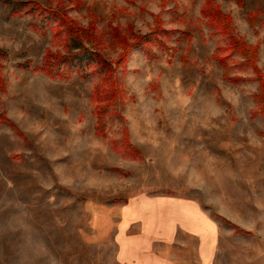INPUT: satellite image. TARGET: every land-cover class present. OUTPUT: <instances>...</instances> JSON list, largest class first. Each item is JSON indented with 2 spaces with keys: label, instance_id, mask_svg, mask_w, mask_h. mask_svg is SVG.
<instances>
[{
  "label": "rangeland",
  "instance_id": "374dc122",
  "mask_svg": "<svg viewBox=\"0 0 264 264\" xmlns=\"http://www.w3.org/2000/svg\"><path fill=\"white\" fill-rule=\"evenodd\" d=\"M69 25L112 75L41 70ZM158 29L169 51L125 59ZM263 83L264 0H0V264H118L123 208L153 197L197 201L225 264L264 263Z\"/></svg>",
  "mask_w": 264,
  "mask_h": 264
},
{
  "label": "crops",
  "instance_id": "0c3cea01",
  "mask_svg": "<svg viewBox=\"0 0 264 264\" xmlns=\"http://www.w3.org/2000/svg\"><path fill=\"white\" fill-rule=\"evenodd\" d=\"M118 226V264H225L220 226L195 200L129 201Z\"/></svg>",
  "mask_w": 264,
  "mask_h": 264
},
{
  "label": "trees",
  "instance_id": "16d2710c",
  "mask_svg": "<svg viewBox=\"0 0 264 264\" xmlns=\"http://www.w3.org/2000/svg\"><path fill=\"white\" fill-rule=\"evenodd\" d=\"M37 11V7L34 10H29L28 12ZM52 16H58L56 12L50 13ZM205 14L207 16H215L216 18H220L222 21L224 20L223 16L219 12L207 11L205 10ZM225 17V16H224ZM226 18V17H225ZM69 29L70 36V50L72 52L67 56H62L61 58L56 59L55 61L50 62L47 60L45 64L41 67V70L47 74L57 75L60 77H68L70 73L73 71L76 63H80L85 59L95 60L98 68L96 71L104 73L107 75H112L115 72V67L111 65V63L107 62L102 56L96 51L87 46V44L83 41V36L81 35L80 30L76 29L74 26H67ZM224 29L228 30L227 25L225 24ZM165 34V30H155L152 33L142 37L137 42L129 45L125 53V59L128 58L130 54V50L133 48H140L146 52L147 56L150 58H154L155 52L153 51V46L163 49L164 51H169L172 47L168 46L167 43L161 38ZM232 50H236L246 56L249 62H254L253 55L250 50H247L244 44L235 38L231 37V46ZM48 58H50L48 56ZM122 60V59H121ZM120 62V61H119ZM124 62V60H122ZM224 63V61H222ZM250 64V63H249ZM264 84V83H263ZM259 112L264 115V100L261 101ZM103 112L98 111V118L103 120Z\"/></svg>",
  "mask_w": 264,
  "mask_h": 264
}]
</instances>
